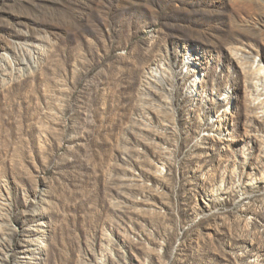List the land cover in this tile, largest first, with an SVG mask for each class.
Returning a JSON list of instances; mask_svg holds the SVG:
<instances>
[{
    "label": "rangeland",
    "instance_id": "rangeland-1",
    "mask_svg": "<svg viewBox=\"0 0 264 264\" xmlns=\"http://www.w3.org/2000/svg\"><path fill=\"white\" fill-rule=\"evenodd\" d=\"M0 67V264H264V0H0Z\"/></svg>",
    "mask_w": 264,
    "mask_h": 264
},
{
    "label": "built area",
    "instance_id": "built-area-1",
    "mask_svg": "<svg viewBox=\"0 0 264 264\" xmlns=\"http://www.w3.org/2000/svg\"><path fill=\"white\" fill-rule=\"evenodd\" d=\"M229 211H231V209H230ZM196 225H197V224H196ZM186 231H187V230H186ZM186 231H179V232L175 235V237H174V243H172V244H171V247L169 248V254H170V255H171V251H172L173 246H174L175 242L177 241L178 237L181 236L182 234L186 233Z\"/></svg>",
    "mask_w": 264,
    "mask_h": 264
},
{
    "label": "bare ground",
    "instance_id": "bare-ground-1",
    "mask_svg": "<svg viewBox=\"0 0 264 264\" xmlns=\"http://www.w3.org/2000/svg\"><path fill=\"white\" fill-rule=\"evenodd\" d=\"M3 57V56H2ZM3 59H4V61L6 62V63H9L10 65H14V61H13V59L10 57V56H6V54L4 55V57H3ZM1 68V67H0ZM196 86H198V84H196ZM43 244V243H42Z\"/></svg>",
    "mask_w": 264,
    "mask_h": 264
}]
</instances>
